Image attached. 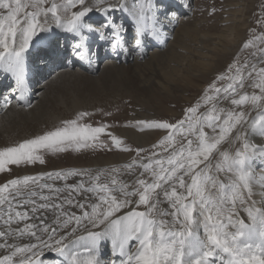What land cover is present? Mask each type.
Returning a JSON list of instances; mask_svg holds the SVG:
<instances>
[{
    "label": "snow or ice",
    "instance_id": "snow-or-ice-1",
    "mask_svg": "<svg viewBox=\"0 0 264 264\" xmlns=\"http://www.w3.org/2000/svg\"><path fill=\"white\" fill-rule=\"evenodd\" d=\"M174 15L165 0H0V76L10 93L0 108L12 100L31 107L34 56L51 79L76 62L91 67L97 45L143 53ZM258 23L264 29V17ZM257 40L264 35L243 49ZM257 52L249 53L255 62L235 56L180 117L130 122L162 134L150 148L124 146L110 125L89 123V111L0 147V174L9 176L13 166L45 164L47 153L136 156L120 167L0 184V264H45L46 251L58 254L56 264H264V195L253 199L258 179L264 188V47ZM105 242L114 260L103 259Z\"/></svg>",
    "mask_w": 264,
    "mask_h": 264
},
{
    "label": "rangeland",
    "instance_id": "rangeland-1",
    "mask_svg": "<svg viewBox=\"0 0 264 264\" xmlns=\"http://www.w3.org/2000/svg\"><path fill=\"white\" fill-rule=\"evenodd\" d=\"M189 1H191L192 5V9L189 10L191 11L189 15L193 14L195 17L203 20L200 29L204 32L215 33L218 32L215 29L216 27L220 26L218 28L219 30L221 28V25H218L217 23L222 22L226 17L232 15L231 12H228L233 11V5L237 0ZM185 2L186 1H183V4H185ZM243 7V13L246 20L237 22L232 20L231 24L237 26L238 24H244V22H246L245 27L239 28L238 30L235 29L232 36L233 39L229 43L232 50L229 54L228 52L224 53L223 56L219 54L218 58L212 62V71L206 76L199 73L198 76H193L192 82H190L189 79L187 80L186 77L189 76L188 74L190 72V70L187 69L190 66L187 61L185 62L184 67H182L183 72H181L179 76H175L172 80L175 83L173 86L175 88H171L166 94L156 87H154V89H148L150 91L145 90L148 87L140 85L141 79L138 75L119 76V79L114 80V82L111 83L107 82L105 78L102 77L98 82L87 84L82 88L80 93L82 101L84 102V105L82 106L72 104L73 102L71 98L64 97V89L59 87L53 88V90L49 89L48 92H46L47 97L44 98V101L46 102L45 105L34 116L26 119H15L12 122L0 124V147L13 145L26 138H30L31 136L42 132L44 129L57 124L61 119L72 117L77 111H89L95 113V115L89 118L88 122L92 123L94 126H99V124L110 125L111 127L108 131L122 139L124 146H130L132 148H150L153 143L158 141V137L162 134L156 130L141 131L137 127L128 126L130 122L134 124L138 120H174L182 115L183 108L194 104L205 89L206 85L209 84L218 73L222 72L235 56L239 54L241 61L247 58L252 62H255V58L249 56V53L257 52V49L259 47H264V44L257 40L255 48L250 47L249 49H243L242 46L249 39L256 40V37L264 35V29H262L258 23V21L264 17V0H247ZM175 9L177 10V6H175ZM244 16L243 14H239L240 18H243ZM208 44L209 46L212 45L210 43ZM108 57L109 56L105 57L104 54L101 55L100 62L98 63L95 72L100 69L101 64H103V61L108 59ZM147 75L148 74H145V76ZM169 76L170 74H165L163 76L166 80V84L169 80V82H171L172 76ZM38 82L39 80L37 79L34 82L33 87L36 86ZM247 91L249 94H252L253 92L258 94V90L251 87L247 88ZM2 96H4V94H2ZM249 108L254 109L252 106ZM106 112H110L111 115H104L103 113ZM125 128L137 129L139 132H148L150 134L148 135V139L150 140L149 144L147 143L146 146H139L130 142L120 134ZM101 139L107 140L109 137L102 136ZM116 154H127L124 159L126 160V163L115 162L113 165H101L102 167L100 168H84L89 165L92 167L91 165L95 162L99 163L102 157L110 158ZM44 158L46 163L43 165L36 163L34 165H21L19 167L13 166L11 176L7 173L0 174V184H3L6 180L13 177L37 175L42 173V170H51L54 172L75 168L88 169L95 172L96 170L120 167L131 162L136 156L134 152H123L115 148H113L112 151H107L98 148L96 150H85L80 153L70 152L55 155L47 153L44 155ZM99 164H103V162H100ZM77 166L83 167L76 168ZM124 171L125 170L121 168L122 175L120 178L125 181H131L132 177L123 174Z\"/></svg>",
    "mask_w": 264,
    "mask_h": 264
},
{
    "label": "bare ground",
    "instance_id": "bare-ground-1",
    "mask_svg": "<svg viewBox=\"0 0 264 264\" xmlns=\"http://www.w3.org/2000/svg\"><path fill=\"white\" fill-rule=\"evenodd\" d=\"M183 1H186L185 4H183ZM245 2H247V0H237L233 5V11L228 12H231L232 15L226 17L222 22L217 23L221 25L220 30L218 29L219 26L215 28L218 32L209 33L200 29L203 20L195 17L193 14V16L189 15L191 12L189 10L192 9L191 1L165 0L167 5L174 8L172 10L175 15L171 18V23L168 24V27L164 30V34L160 39L154 40L149 38L145 43V51L143 53L136 51L114 55L111 52H106L109 57L103 61V64H101L97 72L95 71L100 62L101 55L105 52L102 47H100L98 58L94 60L91 67L87 65L82 66L81 63L76 62L74 66L69 65L66 69L57 68L56 74L51 79H47V70L41 71L37 67L38 61L34 56L32 63L33 72L31 76H34L33 78H36L35 80L38 79L39 82L36 86H31L29 93L31 107L22 106L18 100H12L9 108H0V124L9 123L15 119H26L34 116L45 105L46 102L44 98L47 97L46 92L56 87L64 89V97L71 98L72 104L82 106L84 105L80 95L82 88L87 84L98 82L102 77L105 78L107 82L111 83L119 79V76L138 75L141 79L140 85L148 87L145 90L150 91L148 89H154V87H156L166 94L171 88H175L173 87L175 83L172 80L175 76H179L181 72H183L182 67H184L187 61L190 65H188L189 68H187L190 70L189 76L186 77L187 80L189 79L190 82H192L193 76H198L199 73L206 76L212 71V62L218 58V55L221 54L223 56L226 52L229 54L232 50L229 43L233 39L232 36L235 29L238 30L239 28L245 27L246 22H244V24H238L237 26L231 24L232 20L234 22L246 20L243 13ZM175 6H177V10ZM239 14H243L244 17L240 18ZM166 23L168 22L166 21ZM208 43L212 45L209 46ZM94 72L95 74L93 75ZM145 74L149 76H145ZM165 74H170L169 77L172 76V79L170 78L171 82H169V80L167 84L163 77ZM0 79H2L0 83L1 91L2 86L8 80L3 76H0ZM46 79L47 82H45ZM2 103L3 100H0V104ZM249 107H251L250 104L246 105V110L250 115L255 116V109H250ZM120 134L130 142L139 146H146L150 141L148 139V135H150L148 132H139L137 129L125 128ZM126 155L116 154L110 158L102 157L99 163L103 162V164L94 161L95 163L91 165L92 167L89 165L84 168H100L102 167L101 165H113L115 162L126 163V160H124ZM81 167L83 166H77L76 168ZM41 172L46 173L53 171L42 170ZM71 182L72 180H69V183ZM57 183L59 184L60 182ZM260 183L261 180L258 179L257 182L253 184V199L257 201L260 200L261 195H264V188L258 186ZM44 259L45 264H56L59 257L58 254L54 252L46 251ZM103 259L105 261L115 259L110 244L107 242H105L103 248Z\"/></svg>",
    "mask_w": 264,
    "mask_h": 264
}]
</instances>
